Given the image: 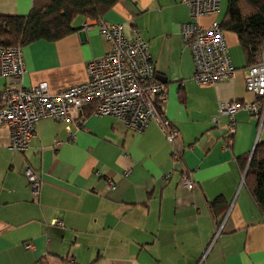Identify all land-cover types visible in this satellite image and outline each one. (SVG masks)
I'll use <instances>...</instances> for the list:
<instances>
[{"label":"crops","instance_id":"0c3cea01","mask_svg":"<svg viewBox=\"0 0 264 264\" xmlns=\"http://www.w3.org/2000/svg\"><path fill=\"white\" fill-rule=\"evenodd\" d=\"M32 1L0 0V14L25 15ZM226 7L220 0L217 14L198 22L220 23ZM100 18L123 24L126 36L136 28L146 40L166 86L160 109L177 139L169 142L155 122L135 131L89 106L79 126L40 119L23 152L10 148L9 130L0 126V264H264V217L237 160L264 144V121L258 129L238 109L229 133V117L219 114L222 103L256 97L245 88L236 34L224 30L233 76L200 85L181 37L190 20L182 0H119ZM86 20L76 16L60 39L21 46L24 87L46 82L55 93L85 81L87 62L108 49L97 21ZM8 81L0 77V91ZM27 166L40 180L35 191ZM218 198L224 209L216 224L210 204Z\"/></svg>","mask_w":264,"mask_h":264},{"label":"built area","instance_id":"2783aa9c","mask_svg":"<svg viewBox=\"0 0 264 264\" xmlns=\"http://www.w3.org/2000/svg\"><path fill=\"white\" fill-rule=\"evenodd\" d=\"M182 2L190 17L182 24L181 37L191 52L192 80L196 84L211 85L230 78L236 68L229 57L224 30L216 19L208 26L198 22L200 16L217 14L220 0ZM86 21H97L108 49L101 57L87 62L85 81L55 93L47 90L46 82L24 87L22 77L26 70L21 46L0 45V77L9 80L0 91V126L9 130L10 148L25 151L36 133L37 123L44 117L81 125L85 106L91 108V114L121 119L127 128L135 131H142L155 122L165 138L175 142L178 130L160 109L166 98V86L156 78L146 40L136 28L126 36L121 23H106L101 18L90 17ZM244 81L245 88L256 96L255 99L247 103H222L219 108V114L230 119L226 126L229 133L234 132L233 116L238 109L247 110L258 129L264 121V50L256 63L246 66ZM213 120L218 121L217 118ZM24 173L30 188L35 191L39 177L29 166ZM181 185L190 188L192 180L183 176ZM108 186L113 187L112 182H108ZM55 223L62 224L60 220H53L52 224Z\"/></svg>","mask_w":264,"mask_h":264},{"label":"trees","instance_id":"16d2710c","mask_svg":"<svg viewBox=\"0 0 264 264\" xmlns=\"http://www.w3.org/2000/svg\"><path fill=\"white\" fill-rule=\"evenodd\" d=\"M118 1L33 0L25 15L0 14V45L24 46L38 40L60 39L73 31L76 16L100 18ZM219 24L236 34L247 66L259 60L264 50V0H227ZM237 160L241 170L246 169L244 186L264 217V144H257L250 155ZM210 206L218 224L224 203L218 198Z\"/></svg>","mask_w":264,"mask_h":264},{"label":"water","instance_id":"95a60500","mask_svg":"<svg viewBox=\"0 0 264 264\" xmlns=\"http://www.w3.org/2000/svg\"><path fill=\"white\" fill-rule=\"evenodd\" d=\"M156 77H157L158 80H160V79L158 78V76H156ZM160 81H161V80H160ZM163 81H164V80H163ZM245 172H246V169L244 170V175H245Z\"/></svg>","mask_w":264,"mask_h":264}]
</instances>
